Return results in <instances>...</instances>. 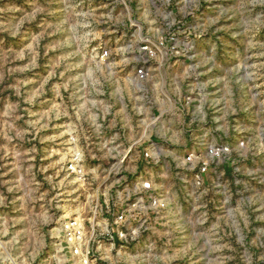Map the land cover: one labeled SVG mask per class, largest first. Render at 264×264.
Returning a JSON list of instances; mask_svg holds the SVG:
<instances>
[{
	"label": "rangeland",
	"instance_id": "rangeland-1",
	"mask_svg": "<svg viewBox=\"0 0 264 264\" xmlns=\"http://www.w3.org/2000/svg\"><path fill=\"white\" fill-rule=\"evenodd\" d=\"M116 92L133 113V132L116 116L119 163L149 155L148 212L136 243L89 244L90 264H264V0H0V264H79L54 239L72 217L111 231L97 198L135 178L94 162ZM158 101L163 120L181 111L186 148L156 145Z\"/></svg>",
	"mask_w": 264,
	"mask_h": 264
},
{
	"label": "crops",
	"instance_id": "crops-1",
	"mask_svg": "<svg viewBox=\"0 0 264 264\" xmlns=\"http://www.w3.org/2000/svg\"><path fill=\"white\" fill-rule=\"evenodd\" d=\"M129 80V83L131 84L130 86H126L127 91H128V96L129 98H133L135 96V105H136V112H134V115L137 116L139 119V130H140V138H139V146L142 149V152L146 151L148 152L147 145H148V137H144L143 133L147 132L149 129V124L147 122L146 117L143 116V109L144 105L147 103L145 102L147 99V92L143 90L142 86H140L139 92L138 93H133V85H132V76H129L127 78ZM114 94V92H113ZM117 98L120 102H122L123 105H121V110L116 111L114 110V113L111 114L109 113L110 111H101L99 110L96 119H99L96 123V125L93 128L94 132V137L96 139L97 143H94V146L97 147V149L102 148V152L100 154L94 156V162L96 164H105L109 161H114L116 164L119 165L121 168V174L127 177L132 178L135 176L133 180H131V186L130 188L124 189L123 191H118V190H110L106 189L103 190L97 200V205L105 208L106 210H114L113 208H119L123 205V202L128 199V197H136L138 194H145L143 193L141 189V182H148L149 181V173H148V158H144L143 153L140 158L134 157L133 154L131 157L128 158V161L130 164H132L130 167H122L120 160L124 158V150L120 149L117 151L118 148H121L120 144H116L117 140L120 139V134L117 131L115 127V120L116 116H119L120 119H122V124H124V131L128 130L129 132H133V122H132V114L130 112H127V104H126V98L127 93L120 94L117 93ZM115 95V94H114ZM101 97V95H99ZM156 107L154 108L155 112H157L156 118H159L161 121H158L157 124H153L151 126L152 132L156 135V145H158L160 142H167L169 145H172L173 147H184L186 148V145L188 144L187 139H184L183 134L186 132V124L184 123L183 115L180 110H177V106H175L174 111L172 114H170V118H167L166 120H163L164 114L166 111L161 107L162 101L155 102ZM113 110V109H112ZM110 117V124L109 126H105V120ZM166 117V116H165ZM112 118V119H111ZM158 119V120H159ZM112 121V122H111ZM137 127V126H136ZM190 129V124L188 125V130ZM123 131V132H124ZM155 143V142H154ZM138 144V143H137ZM146 148H145V147ZM124 147V146H123ZM105 148V149H104ZM131 148V147H129ZM106 151V152H105ZM129 154V152H128ZM127 156H125L126 158ZM154 159V158H153ZM123 161V160H122ZM130 169V170H128ZM137 174V175H136ZM124 181V180H123ZM146 198V196H145ZM101 208V211H102ZM146 213L148 212L147 210L145 211ZM108 219L110 218H101L98 222V226H102L103 230L107 228V222ZM118 243V241L116 240ZM132 243H136V240ZM63 261L68 262V258L65 256H61Z\"/></svg>",
	"mask_w": 264,
	"mask_h": 264
},
{
	"label": "built area",
	"instance_id": "built-area-1",
	"mask_svg": "<svg viewBox=\"0 0 264 264\" xmlns=\"http://www.w3.org/2000/svg\"><path fill=\"white\" fill-rule=\"evenodd\" d=\"M139 77L143 78L144 73L138 72ZM209 154H213V150H209ZM148 157V154H144ZM190 157L187 158L190 161ZM81 158L78 154H72L71 160L67 165L66 170L77 177H83V170L80 166ZM205 167V166H204ZM141 189L145 194H138L136 198L132 201L131 197L124 201L118 212L109 210L111 231L108 234H95L96 225L88 224L87 227L78 217H72L64 220L60 227L61 236L54 238L55 244H58L62 251H68L70 258L76 260L79 264H90V261L97 260L94 253L88 247L89 244H103L105 242L111 245L116 243L119 244H129L134 242L138 237L135 229H132V224L134 222L135 226L143 230L141 221H136L137 214L140 215L144 211H148L147 207L144 205L145 196L148 201L149 184L148 182H141ZM142 223V224H140Z\"/></svg>",
	"mask_w": 264,
	"mask_h": 264
}]
</instances>
